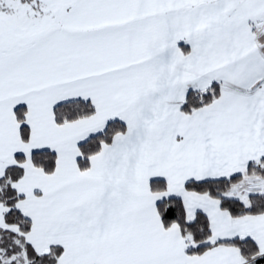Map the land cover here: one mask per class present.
Instances as JSON below:
<instances>
[{"label":"snow or ice","instance_id":"obj_1","mask_svg":"<svg viewBox=\"0 0 264 264\" xmlns=\"http://www.w3.org/2000/svg\"><path fill=\"white\" fill-rule=\"evenodd\" d=\"M0 264H264V0H0Z\"/></svg>","mask_w":264,"mask_h":264}]
</instances>
